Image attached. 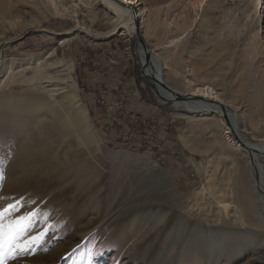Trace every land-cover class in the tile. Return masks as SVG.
<instances>
[{
	"label": "rangeland",
	"instance_id": "374dc122",
	"mask_svg": "<svg viewBox=\"0 0 264 264\" xmlns=\"http://www.w3.org/2000/svg\"><path fill=\"white\" fill-rule=\"evenodd\" d=\"M131 17L0 0V264H264V0Z\"/></svg>",
	"mask_w": 264,
	"mask_h": 264
},
{
	"label": "bare ground",
	"instance_id": "6f19581e",
	"mask_svg": "<svg viewBox=\"0 0 264 264\" xmlns=\"http://www.w3.org/2000/svg\"><path fill=\"white\" fill-rule=\"evenodd\" d=\"M139 1L140 0H106V2H107V7L111 10V12H112V14H113V18H114V21L116 22V23H118V24H121V26H120V28H122V29H120V30H122V32L123 31H129V30H131V29H133V28H135L139 23L138 22H135V20H134V18L133 17H131V21H127V22H125V23H123V19H124V16L128 13V12H130L131 11V8L133 9H136V7L139 5ZM138 14H139V12H138V10H136V12H134V14L132 13V15H136V16H138ZM112 31V30H111ZM143 51H145V50H143ZM146 52V51H145ZM146 60H147V57H145V62H146ZM148 66V65H147ZM148 68H149V72H151V73H154V76L157 78V79H159V80H162L163 78H162V75H161V65H156V69H155V71L154 70H151L152 68L150 67V66H148ZM49 77V76H48ZM67 87V86H66ZM161 87V86H160ZM162 92H163V94H162V96H164V97H171L172 99H174L175 100V96L174 95H172L171 94V92H169L167 89H162L161 90ZM207 90H203L202 92H203V94H207V92H206ZM59 92V91H58ZM192 94H196L195 92H192ZM190 96V95H189ZM193 96V95H192ZM191 97V96H190ZM180 101H176L175 100V104H178ZM193 102H195L194 100H193ZM186 103V102H185ZM199 103V102H198ZM189 104V103H188ZM179 105V104H178ZM196 105V104H195ZM189 106V105H188ZM190 106H192V105H190ZM189 106V107H190ZM196 107V106H195ZM212 107H215V108H217V106L215 105V104H213L212 105ZM78 113H79V117H80V121H81V124H83V125H85V118H88V117H86L85 116V112L83 113L82 111H81V107L79 106L78 107ZM227 112V111H226ZM67 118V117H66ZM77 120V119H76ZM87 120V119H86ZM89 121V120H88ZM80 122H78V124H79ZM89 123V122H88ZM89 126H90V124H89ZM90 131V130H89ZM235 143V142H234ZM235 145L238 147L239 145L237 144V143H235ZM248 146H250V148L252 149V151H251V153H252V155L255 157V155H256V152H254V151H258L259 153H262L263 155H264V146H256V145H250V144H247ZM262 181V180H261ZM261 194V193H260ZM249 198H251L250 196H248ZM255 200V199H254ZM250 203V202H249ZM248 203V204H249ZM252 203V202H251ZM259 203V202H258ZM261 206H262V209L264 210V196H263V198H261ZM240 205V204H239ZM251 206V205H250ZM254 207V206H253ZM252 207V208H253ZM251 208V209H252ZM227 209V206L226 205H224V210H226ZM259 210V209H258ZM249 212V211H248ZM253 213V212H252ZM253 215V214H252ZM261 215V214H260ZM182 220L185 218V220H187L186 219V216L185 215H181V217H180ZM253 222H252V224L253 225H256V219L254 218L253 220H252ZM249 222V221H248ZM184 223V222H183ZM258 226V225H257ZM211 230V229H210ZM207 232V231H206ZM210 251L211 252H217L216 251V249L215 248H211L210 249Z\"/></svg>",
	"mask_w": 264,
	"mask_h": 264
},
{
	"label": "snow or ice",
	"instance_id": "6c2138e0",
	"mask_svg": "<svg viewBox=\"0 0 264 264\" xmlns=\"http://www.w3.org/2000/svg\"><path fill=\"white\" fill-rule=\"evenodd\" d=\"M9 207L11 208L12 205H10ZM2 217H3V214L0 213V220H2ZM4 230H5V226L2 223H0V235L3 234ZM14 232H15V230H9L8 240H7L8 243H11V239H12V236L14 235ZM2 247H3V244L0 243V249H2ZM0 260H2V255H0Z\"/></svg>",
	"mask_w": 264,
	"mask_h": 264
},
{
	"label": "water",
	"instance_id": "95a60500",
	"mask_svg": "<svg viewBox=\"0 0 264 264\" xmlns=\"http://www.w3.org/2000/svg\"><path fill=\"white\" fill-rule=\"evenodd\" d=\"M171 92V91H170ZM175 97H179V96H177L176 94H173Z\"/></svg>",
	"mask_w": 264,
	"mask_h": 264
}]
</instances>
